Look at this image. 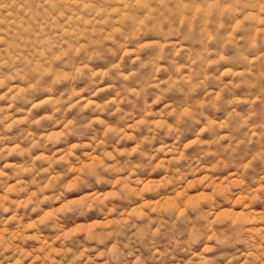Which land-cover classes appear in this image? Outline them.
Listing matches in <instances>:
<instances>
[{"label":"clouds","instance_id":"clouds-1","mask_svg":"<svg viewBox=\"0 0 264 264\" xmlns=\"http://www.w3.org/2000/svg\"><path fill=\"white\" fill-rule=\"evenodd\" d=\"M0 264H264V0H0Z\"/></svg>","mask_w":264,"mask_h":264}]
</instances>
